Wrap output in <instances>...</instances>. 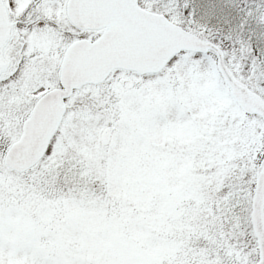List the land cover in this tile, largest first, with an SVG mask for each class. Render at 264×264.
Returning <instances> with one entry per match:
<instances>
[{
	"label": "snow or ice",
	"instance_id": "obj_1",
	"mask_svg": "<svg viewBox=\"0 0 264 264\" xmlns=\"http://www.w3.org/2000/svg\"><path fill=\"white\" fill-rule=\"evenodd\" d=\"M0 264H264V0H0Z\"/></svg>",
	"mask_w": 264,
	"mask_h": 264
}]
</instances>
